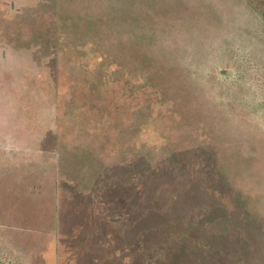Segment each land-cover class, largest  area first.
Listing matches in <instances>:
<instances>
[{"label": "rangeland", "instance_id": "1", "mask_svg": "<svg viewBox=\"0 0 264 264\" xmlns=\"http://www.w3.org/2000/svg\"><path fill=\"white\" fill-rule=\"evenodd\" d=\"M0 264H264V0H0Z\"/></svg>", "mask_w": 264, "mask_h": 264}, {"label": "trees", "instance_id": "2", "mask_svg": "<svg viewBox=\"0 0 264 264\" xmlns=\"http://www.w3.org/2000/svg\"><path fill=\"white\" fill-rule=\"evenodd\" d=\"M197 171H199L200 173L202 172L201 169H198ZM169 172L170 171H167L166 170V171L163 172V174H168L169 175ZM164 178L166 179V176H164ZM187 191L188 192H186V194L189 195V197H186V198L180 197V199L177 201V204L175 205V206L178 207V209L176 211L178 212V214H179L178 216L180 218H183L184 217L183 215H185V213L187 212L188 207H190L193 203H195V202L196 203H199L200 202V204H201L202 199H203V194L206 193V191H204V188L202 186L197 185L196 182H192L191 183V186H189L187 188ZM197 192H200V194H198ZM207 192L209 193L210 190L209 191L207 190ZM191 197L193 199H191ZM212 198H214L215 200H217L214 195L212 196ZM209 207L210 208H209L208 212L205 213L204 215L202 214V209H198L199 213L202 214V217H200L199 222L196 219V216H194V214H192V216L191 215L189 216V222H191L193 226L203 225V224H199L201 221H203V219L204 220H209L211 223H214L215 220L213 218L215 217V215L217 213V206H216V204H211ZM139 210H142L143 212H146L144 210V208H143V205L141 203H140V207L137 209V213L139 212ZM192 210H193L192 213H194L195 209H192ZM167 213H168V210H167ZM170 214H171V211H170ZM157 217L160 220H162L161 217H164V218H166V220H169V219H167V214L165 212H163L162 210H159L157 212ZM140 218H143V217L140 216ZM158 229H160V228H158ZM197 230L200 231V230H203V229L202 228H198ZM134 231H135V233H137V228L136 227H135V230ZM157 236H159L158 235V232H157V234H156L155 237H157ZM213 236L216 237V235H213ZM214 237H212V238H214Z\"/></svg>", "mask_w": 264, "mask_h": 264}]
</instances>
